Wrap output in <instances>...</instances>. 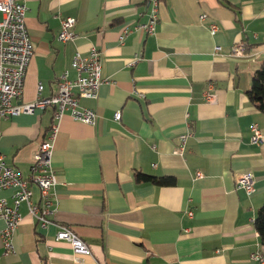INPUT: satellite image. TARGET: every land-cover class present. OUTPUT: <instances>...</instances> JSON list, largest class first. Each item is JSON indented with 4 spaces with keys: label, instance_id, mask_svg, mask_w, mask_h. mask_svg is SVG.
Wrapping results in <instances>:
<instances>
[{
    "label": "crops",
    "instance_id": "obj_1",
    "mask_svg": "<svg viewBox=\"0 0 264 264\" xmlns=\"http://www.w3.org/2000/svg\"><path fill=\"white\" fill-rule=\"evenodd\" d=\"M21 1L34 55L15 103L36 100L40 83L44 96L57 92L65 70L76 78L74 55L93 47L103 54L104 81L98 98L81 100L98 112L96 126L60 120L51 222L42 228L23 203L15 252L4 255L0 239V264H264L252 258H264L254 227L264 205V142L252 141L254 123L264 135V112L247 96L264 61V0H161L152 34L134 29L150 18L146 0ZM66 17L76 20V38L60 41ZM238 43L245 55L230 57ZM210 85L215 103L204 98ZM53 122V108L2 120L0 154L25 178ZM188 130L193 136L178 154ZM137 171L176 184H138ZM246 172L256 177L253 194L235 187ZM29 188L41 203L39 187L29 181ZM13 192L0 197L12 202ZM59 224L71 225L93 255L77 259L68 241L56 239Z\"/></svg>",
    "mask_w": 264,
    "mask_h": 264
},
{
    "label": "built area",
    "instance_id": "obj_2",
    "mask_svg": "<svg viewBox=\"0 0 264 264\" xmlns=\"http://www.w3.org/2000/svg\"><path fill=\"white\" fill-rule=\"evenodd\" d=\"M151 13L147 22L139 23L135 30L149 34L154 33L158 23L159 8L161 0H146ZM27 5L21 0H0V134L1 122L9 116H17L21 113H33L36 110L54 109V122L46 137L39 145L34 155L32 164V175L25 178L21 172L9 166L4 157L0 154V192L2 190L14 189L11 196L12 202L0 197V219L5 226L0 230V239L4 242V255L15 252L13 237L23 220L20 207L23 203L28 206L29 213L35 217L42 228L47 227L51 222L50 215L54 200L52 190L57 184L56 171L53 166L54 144L59 132L60 120L65 115H70L74 120L90 126H96L99 120L98 112L81 104L82 99H96L102 82L103 54L102 51L93 47L90 54L83 56L77 52L72 60V68L76 71L75 79L69 78V71L65 70L58 83L57 92L50 96H44V85H38L37 99L32 102L17 104L15 99L20 98L24 92L27 70L34 55V44L26 25ZM208 18L207 13L200 15L201 21ZM76 20L74 17L62 19V28L58 34L60 41H67L76 38L72 31ZM210 30L215 34L219 30L216 22H211ZM127 28L121 35L124 41L130 33ZM221 46H216L215 51L219 53ZM245 55L242 43L235 44L229 52L230 57H243ZM139 57H136L132 64H135ZM204 98L210 103L217 101L215 89L210 85L204 92ZM121 112L114 115L115 120L121 119ZM252 141L257 144L264 142V135L259 124L252 125ZM193 136V132L187 131L180 136V145L177 148L178 154H184L187 141ZM29 181L39 187L41 203L32 200V191L29 188ZM236 189H243L248 194L256 192V177L252 172L242 173L237 176ZM193 216V212H188ZM57 240L68 241L74 250L76 258L81 256H92V250L83 241L69 224H59L56 233ZM253 259L264 262L260 252L252 255Z\"/></svg>",
    "mask_w": 264,
    "mask_h": 264
},
{
    "label": "trees",
    "instance_id": "obj_3",
    "mask_svg": "<svg viewBox=\"0 0 264 264\" xmlns=\"http://www.w3.org/2000/svg\"><path fill=\"white\" fill-rule=\"evenodd\" d=\"M247 96L258 110L264 112V61L252 76V82L250 88L247 90ZM135 178L138 184L151 183L158 186H174L176 184V180L172 176H154L142 171H137ZM254 227L259 233L264 248V205L257 212Z\"/></svg>",
    "mask_w": 264,
    "mask_h": 264
}]
</instances>
